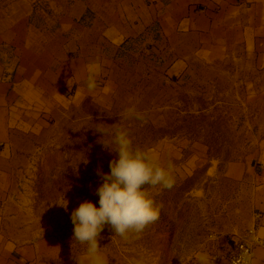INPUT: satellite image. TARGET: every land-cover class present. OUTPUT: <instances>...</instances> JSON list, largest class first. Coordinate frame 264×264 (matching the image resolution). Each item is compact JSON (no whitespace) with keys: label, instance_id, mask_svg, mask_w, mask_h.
I'll return each instance as SVG.
<instances>
[{"label":"rangeland","instance_id":"1","mask_svg":"<svg viewBox=\"0 0 264 264\" xmlns=\"http://www.w3.org/2000/svg\"><path fill=\"white\" fill-rule=\"evenodd\" d=\"M109 23L90 15L68 22L67 33L33 36L37 53L46 47L66 62L39 68L77 72L80 61L98 57L102 71L93 92L68 102L36 136L21 139L1 186L5 254L21 264L84 261L86 245L72 240L71 212L85 200L99 207L97 169L110 171L117 124L134 146L154 150L164 166L172 163L175 184L149 190L160 218L138 237L115 236L105 225L98 239L108 264H198L202 252L211 261L261 213L264 69L243 53L196 50L193 39L176 45L155 31L126 39L109 32ZM176 56L189 62L173 69ZM132 106L143 121L123 118Z\"/></svg>","mask_w":264,"mask_h":264},{"label":"crops","instance_id":"2","mask_svg":"<svg viewBox=\"0 0 264 264\" xmlns=\"http://www.w3.org/2000/svg\"><path fill=\"white\" fill-rule=\"evenodd\" d=\"M90 15L109 18L108 30L116 36L155 31L176 45L193 39L196 50L219 51L225 57L243 53L264 69V0H0V204L3 178L21 139L36 136L68 102L85 97L86 65L100 64L93 57L80 61L77 72L39 68L66 62L46 47L37 53L33 36L67 33L68 22ZM188 62L176 56L173 69ZM261 204L259 234L264 233V198ZM4 246L0 229V264H21L5 254ZM255 259L264 264V248H257Z\"/></svg>","mask_w":264,"mask_h":264},{"label":"clouds","instance_id":"3","mask_svg":"<svg viewBox=\"0 0 264 264\" xmlns=\"http://www.w3.org/2000/svg\"><path fill=\"white\" fill-rule=\"evenodd\" d=\"M86 71V87L91 93L96 88V77L102 67L99 63H90ZM122 115L125 119L144 120L143 114L135 106L126 109ZM95 130L102 136L108 134L103 128ZM111 135L115 145L112 152L116 155L109 162V172L97 169V175L102 180L95 190L99 197V207L85 200L71 212L70 219L74 225L72 240L86 245L84 261H78V264H108L100 251L98 239L105 225L110 226L115 236L124 239L130 235L138 237L160 218V208L149 190L157 187L171 189L175 184L171 162L164 166L154 150L134 146L127 130L117 124L112 125ZM63 206L67 209V204ZM256 245L264 246V233H251L230 264H257L252 251ZM196 259L198 264H211L205 252L198 254Z\"/></svg>","mask_w":264,"mask_h":264},{"label":"built area","instance_id":"4","mask_svg":"<svg viewBox=\"0 0 264 264\" xmlns=\"http://www.w3.org/2000/svg\"><path fill=\"white\" fill-rule=\"evenodd\" d=\"M259 220H260V214H258L256 216L253 226L251 228L247 229L240 236L239 240L237 241V243L234 246H232L225 254H223V255L219 254V255H215L214 257H212L211 264H230V261L232 260V258L235 255L239 254L241 247H243L245 245L250 234L253 232L259 234V232H258ZM257 248H264V246L256 245L253 247L252 251L255 255V258H256Z\"/></svg>","mask_w":264,"mask_h":264}]
</instances>
